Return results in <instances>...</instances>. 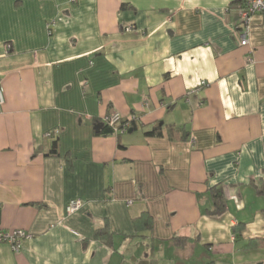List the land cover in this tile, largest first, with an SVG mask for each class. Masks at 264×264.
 I'll use <instances>...</instances> for the list:
<instances>
[{
    "label": "crops",
    "instance_id": "crops-1",
    "mask_svg": "<svg viewBox=\"0 0 264 264\" xmlns=\"http://www.w3.org/2000/svg\"><path fill=\"white\" fill-rule=\"evenodd\" d=\"M238 1L0 0V231L28 236L0 264H264V26L241 46Z\"/></svg>",
    "mask_w": 264,
    "mask_h": 264
},
{
    "label": "built area",
    "instance_id": "built-area-1",
    "mask_svg": "<svg viewBox=\"0 0 264 264\" xmlns=\"http://www.w3.org/2000/svg\"><path fill=\"white\" fill-rule=\"evenodd\" d=\"M78 0H69V3L74 4ZM237 14L240 21L241 33L239 34L240 45L245 46L248 43L247 32L249 28L250 18L254 15H260L262 18V25L264 26V0H239L237 6ZM9 51V46L5 47V53ZM205 82H201V86H204ZM4 103L3 91L0 87V107ZM134 121V118L128 120L123 124L122 128H119L122 123L121 116L113 112L112 114L103 118V124L109 127L114 135H120L127 132L130 129V122ZM83 207L81 200H71L66 206V214L72 215L78 212ZM28 237L25 232L21 230L14 231L12 233L0 231V244L6 243L10 245L14 252H18L20 249V242L22 238Z\"/></svg>",
    "mask_w": 264,
    "mask_h": 264
},
{
    "label": "trees",
    "instance_id": "trees-1",
    "mask_svg": "<svg viewBox=\"0 0 264 264\" xmlns=\"http://www.w3.org/2000/svg\"><path fill=\"white\" fill-rule=\"evenodd\" d=\"M128 120H123L122 119V123L120 124L119 128H122L123 127V124H125ZM130 129L133 128L135 126V120L130 122ZM106 132L108 134H112L113 131L107 127V130ZM181 130L180 129H177L175 127H169V133L173 134V133H180ZM186 135V134H184ZM146 136H160V131L159 129H155L153 130L152 132H148L146 133ZM186 137V136H184ZM183 137V138H184ZM212 198H213V201H214V210H213V214L214 215H218L220 214L221 212V203H222V194L220 191H218L217 189H214L212 191ZM133 226H134V229L136 231H143V230H150L151 227H152V218L151 216L148 214V213H143L140 217L138 218H135L133 220ZM95 237L98 238V239H103V241L105 240L104 238L108 237L110 238L111 235L110 233L108 232L107 230V226L105 225L103 228L101 229H98L96 230L95 232Z\"/></svg>",
    "mask_w": 264,
    "mask_h": 264
},
{
    "label": "water",
    "instance_id": "water-1",
    "mask_svg": "<svg viewBox=\"0 0 264 264\" xmlns=\"http://www.w3.org/2000/svg\"><path fill=\"white\" fill-rule=\"evenodd\" d=\"M94 130L98 133L99 131H100V126L99 125H96L95 127H94ZM130 132V131H129Z\"/></svg>",
    "mask_w": 264,
    "mask_h": 264
}]
</instances>
